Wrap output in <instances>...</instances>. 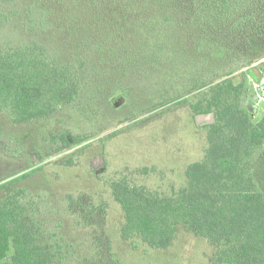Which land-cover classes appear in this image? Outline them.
<instances>
[{
    "label": "trees",
    "instance_id": "trees-1",
    "mask_svg": "<svg viewBox=\"0 0 264 264\" xmlns=\"http://www.w3.org/2000/svg\"><path fill=\"white\" fill-rule=\"evenodd\" d=\"M25 1L46 38L43 45L0 48V113L16 124L76 110L79 104H73L83 97L103 103L107 86L126 76L123 70L155 65L164 56L189 69V59L222 48L223 60H242L264 72V0ZM250 68L193 80L187 94L194 115L213 111L216 121L203 126L208 146L186 167L185 185L175 196L114 184L123 242L165 249L185 232L209 243L211 264H264V117L254 121L241 108ZM109 101L117 106V97ZM63 139L68 145L79 141L70 132ZM28 191L9 187L0 200V264H125L106 229V205L89 206L84 195H68L73 219L65 227L77 231V240L89 231L91 249L70 253L66 236L57 234L53 251L22 203Z\"/></svg>",
    "mask_w": 264,
    "mask_h": 264
},
{
    "label": "rangeland",
    "instance_id": "rangeland-1",
    "mask_svg": "<svg viewBox=\"0 0 264 264\" xmlns=\"http://www.w3.org/2000/svg\"><path fill=\"white\" fill-rule=\"evenodd\" d=\"M28 8L25 0H0L1 49L35 41L43 45L46 36H42L39 16H31ZM224 55L222 48L205 51L197 61L189 59V69L165 62L166 56L155 65L119 68L126 76L107 86V100L85 102L83 97L73 104H79L77 111L64 108L50 117L18 124L1 112L0 200L7 188L26 187L29 193L22 203L41 225L43 238L53 251L57 234L66 236L70 253L91 249L89 231L77 240V231L65 227L73 219L67 196L84 195L89 206L106 205V229L117 258L125 264H211L209 243L185 232L165 249H153L140 241L136 247L123 242L119 235L123 213L112 189L114 184L127 183L143 185L159 196H175L185 185L186 167L202 159L208 146V128L196 124L191 94H187L195 85L193 80L203 83L250 68L242 60H223ZM251 67L253 76L248 77L241 108L247 112L251 106L253 120L258 121L264 117L259 105L264 99V72ZM120 95L122 104L110 103ZM173 96L179 99L162 105L163 99ZM67 132L79 141L68 145L63 139ZM99 154L105 157L106 170L96 174L90 162Z\"/></svg>",
    "mask_w": 264,
    "mask_h": 264
},
{
    "label": "water",
    "instance_id": "water-1",
    "mask_svg": "<svg viewBox=\"0 0 264 264\" xmlns=\"http://www.w3.org/2000/svg\"><path fill=\"white\" fill-rule=\"evenodd\" d=\"M124 102L123 96L117 97V103L122 104ZM260 107L264 110V99L259 102ZM252 111V107H249ZM216 115L213 111L207 113L195 114V122L198 126L210 125L215 123ZM91 166L96 174H101L106 170V160L103 154H99L91 159Z\"/></svg>",
    "mask_w": 264,
    "mask_h": 264
}]
</instances>
